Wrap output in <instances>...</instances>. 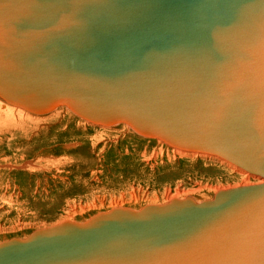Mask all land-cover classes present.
I'll use <instances>...</instances> for the list:
<instances>
[{
  "label": "water",
  "instance_id": "95a60500",
  "mask_svg": "<svg viewBox=\"0 0 264 264\" xmlns=\"http://www.w3.org/2000/svg\"><path fill=\"white\" fill-rule=\"evenodd\" d=\"M42 12L0 18V50L27 59L0 69L4 98L126 120L263 182L65 220L2 242L0 264H264V0H52ZM41 30L46 38L21 52L9 42Z\"/></svg>",
  "mask_w": 264,
  "mask_h": 264
},
{
  "label": "rangeland",
  "instance_id": "374dc122",
  "mask_svg": "<svg viewBox=\"0 0 264 264\" xmlns=\"http://www.w3.org/2000/svg\"><path fill=\"white\" fill-rule=\"evenodd\" d=\"M64 106L0 119V244L115 205L140 209L176 193L214 198L246 178L211 155L178 152L125 122L94 124Z\"/></svg>",
  "mask_w": 264,
  "mask_h": 264
},
{
  "label": "bare ground",
  "instance_id": "6f19581e",
  "mask_svg": "<svg viewBox=\"0 0 264 264\" xmlns=\"http://www.w3.org/2000/svg\"><path fill=\"white\" fill-rule=\"evenodd\" d=\"M4 1L5 0H0V18L4 17V16H8L9 14H12V15H18V14H21V16L25 19L23 20H26V17H28V15L30 16L32 11L36 12L38 15H39V12L43 11L44 13H46V10L50 7V2L52 0H19V2L21 3V7L16 9V10H12V11H6L4 9ZM168 0H165V2H167ZM28 3V7H30L29 9H25L23 8V6L25 4ZM170 4V3H169ZM42 12V13H43ZM96 16H99L100 14L98 12H93ZM47 15V14H46ZM222 15V12H220L219 16ZM150 18L152 19H157V20H160V19H165V17L161 16L160 14L158 13H154V15L152 14L150 16ZM22 20V21H23ZM24 22V21H23ZM19 25H20V22H19ZM20 29V28H19ZM186 29V25H183V27L181 28V32H184ZM167 33H175V31H166ZM180 32V31H179ZM178 32V33H179ZM46 34V32H43L42 30L41 31H38V32H35L33 35L31 36H28V37H25L23 39H18L17 36H14V34H11V36H14V39H12L11 41H9L11 43L12 46H14L18 52H21L24 48L28 47V46H31L32 44H36L37 42H41L43 41L46 36L44 34ZM48 33V32H47ZM177 33V32H176ZM4 44H6V41H4ZM27 59H23V58H20L19 56H16L15 58L13 59H9V58H6V55L4 53V51L1 49L0 50V69L3 68V66L5 65H12V66H18L20 65V63H22L23 61H25ZM109 72H119V70H109ZM5 86H7L8 88H10V91L13 95H18V94H22V95H25V99H28L30 96L31 93H33V91H25V89L23 88H20V87H17V88H13L11 87V84L10 83H4ZM10 86V87H9ZM41 94V93H40ZM0 119H2L3 117H11L12 119L14 120H17L22 118L24 119V115L26 114L27 117L33 119L34 117H31L32 115H35V114H45L47 112H50V111H53L55 110L56 108L58 109H62L63 107H60L59 106H67L71 111L72 109L66 104V102H63V103H59V104H55L53 105L51 108H49L48 110L46 111H31L29 109H26L24 107H22L20 104H16V103H12L11 101L7 100L6 98H4L1 94H0ZM64 106V107H65ZM74 112V111H73ZM34 113V114H32ZM75 113V112H74ZM76 114V113H75ZM77 115V114H76ZM38 116V115H36ZM79 116V115H78ZM44 117V116H43ZM43 117H39V118H43ZM81 117V116H80ZM83 118V117H82ZM27 119V118H25ZM85 119V118H84ZM13 120V121H14ZM87 120V119H85ZM89 121V120H87ZM4 122V121H3ZM91 123H94V124H98V125H105V126H108V125H115V124H118V123H121V122H125L127 123V125H129L130 127H132L134 130H136L130 122L126 121V120H120V121H116V122H113L111 124H99L97 122H93V121H89ZM131 129V128H130ZM137 132H139L140 134H143V135H146V136H151V137H156L158 139H160L161 141L163 142H166L168 145H171L172 148H175L176 151L178 152H181V153H188V152H185V151H191V152H194V153H202L204 155H211L212 157H215L213 159H217L218 161L224 163V164H228V165H231L233 166L234 168L237 169L238 172H241L242 174H245L246 173V178L239 184L237 185H232V186H227V187H219L217 188V191L220 192V191H223V190H227V189H231V188H234V187H237V186H246V185H251V184H259V183H262L263 182V178L258 176V175H255V174H251V173H247L245 170L241 169L240 167H238L235 163H232V161H229L227 160L226 158H223L221 156H218V155H214V154H211V153H207V152H203L201 150H196V149H193L192 147H189V146H183V145H180L177 143V141H175L174 138H170V137H167L166 135H159L158 133H152V134H145L143 132H140L138 130H136ZM174 146V147H173ZM183 150V151H181ZM218 156V157H217ZM211 157V158H212ZM221 157V159L219 158ZM223 159H225L226 161H224ZM191 197H194V196H187L186 194H180V193H176V195H173V196H167V199L166 201L163 202L164 203H167V202H170L171 200L173 199H193L195 201H197L196 199L194 198H191ZM196 198V197H195ZM198 199V198H197ZM213 200L214 198H204L203 196V199H198V201H203V200ZM157 201V200H156ZM156 201H152L153 203L152 204H156L157 202ZM197 201V202H198ZM160 204H163V203H160ZM119 206H124L123 204L121 205H115V208H130V207H119ZM114 207V206H113ZM114 208V209H115ZM113 209V208H112ZM133 209V208H132ZM141 209V208H140ZM134 210H139V209H134ZM109 212V211H107ZM101 213V212H100ZM99 214V213H98ZM97 215V214H96ZM95 216V215H94ZM91 219V218H90ZM68 221H71V220H68ZM87 221V220H86ZM71 222H78V221H71ZM85 222V221H84ZM39 230V229H38ZM17 239H21V240H24L22 238H17Z\"/></svg>",
  "mask_w": 264,
  "mask_h": 264
}]
</instances>
